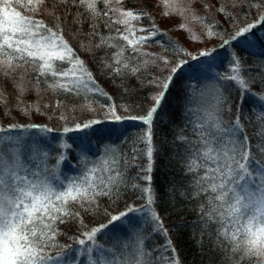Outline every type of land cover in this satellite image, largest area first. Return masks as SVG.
<instances>
[{
    "label": "snow or ice",
    "instance_id": "obj_1",
    "mask_svg": "<svg viewBox=\"0 0 264 264\" xmlns=\"http://www.w3.org/2000/svg\"><path fill=\"white\" fill-rule=\"evenodd\" d=\"M106 7L103 15L108 17L104 27L110 31L115 25V35L101 37L97 48L109 47L116 49L112 52L111 63L103 65L115 76L125 74L136 75L141 68L149 64L162 62L168 72L165 77L157 76L150 84L156 89L150 97L152 106L144 116H121L114 105L105 104L107 109L105 120L119 124L125 120L141 121L147 125V130L139 137L144 145L143 154L148 164L141 172L147 173L138 177L148 182L147 186L140 188L145 204L140 207L129 206L127 211L118 214H107L109 219L106 224L88 228L79 220L80 231L73 239V244L84 246L80 252H73L72 245L59 244L61 235L59 225L65 224L69 219L77 220L80 213L74 211L71 205H79L85 212L94 210L100 197H113L118 195L120 186L125 183V170L137 155L128 159H121L114 148H106L105 158L92 167H87L82 177L68 179L67 183L61 179L59 166L66 161L63 151L58 153L56 167L49 170L45 161L49 152L45 150V142L33 137L26 143L19 130L37 134H46L54 131L47 124H15L0 127V264H74L79 255H87L88 264H150L146 259L149 245L145 236L139 232L131 243L115 237V244L123 245L125 249H132V258L123 261L110 260L108 253L112 248L105 247L100 242V237L114 233L117 229H124L131 224L129 214L143 213L147 221L153 225V231L167 238V229H164L159 215L153 209L154 192L151 187V172L153 170L154 153L153 121L169 89L179 72L183 70L187 61L181 60L170 66L165 57L152 56L142 53V47L152 38L163 33L150 21V27H136L133 22L150 18V13L141 6L123 8L120 5L126 0H99ZM164 7L169 12L162 15H178L184 20L206 25L204 33L208 38L219 36L214 31V26L209 24L205 16L199 14L194 8L195 0H162ZM49 0H0V75L11 77L13 86L22 95L27 91L29 81H34L35 86L45 85L53 93H69L73 96L84 95L86 103L82 106L93 111L87 102L89 94L105 96L106 93L99 88L93 73L85 62L76 54L75 50L64 38L62 28L57 23L50 27L43 19H38L39 13L44 11ZM67 5L82 7L92 16H97L98 0H60ZM115 4L116 7H109ZM241 5V0H234L233 7ZM210 3H203L200 11L210 10ZM257 5L253 4V7ZM221 13L226 8L217 6ZM109 12L116 15L117 19L109 17ZM51 14V13H50ZM57 21L60 17H55ZM257 25L264 26V13L253 22L239 26L231 36L232 40L247 38ZM179 29L189 33L188 39L199 40V36L192 32L186 23L178 25ZM145 35H137V33ZM93 35L99 33L93 28ZM111 40H121L125 44L111 43ZM228 39L222 41L223 45L229 44ZM149 57L139 65L131 64L133 57H126L125 52ZM183 52V49H180ZM213 50H201L197 55H192V60L199 57H209ZM187 54V53H185ZM66 65V67H65ZM239 57H233L230 70L222 79L229 81V87L235 86L239 92V99L245 95H254L264 102V94L252 91L255 80H248L240 72ZM19 77V79H17ZM6 97L0 92V103H5ZM57 101V106L60 105ZM220 104L227 103L220 98ZM238 110L242 105H237ZM17 110L22 116L39 113V105H25L17 102ZM128 109L125 108V111ZM219 108L216 112H209L199 125V141L196 145L186 149L190 159L186 161V170L192 173L193 196L206 199V204H201V217L206 227L216 225L215 235L219 245L231 253L232 264H264V142L255 148L248 136L243 133L240 116L234 122L225 124L219 119ZM61 120L67 117L61 113ZM258 119L264 122V111ZM101 119H90L84 123H76L73 127H63L64 133L82 131L103 124ZM17 130V134L12 132ZM120 133L118 128L107 131V135ZM122 135V133H120ZM258 135L264 137V133ZM185 141L186 137H178ZM191 143V142H189ZM59 149H67L70 145L61 143ZM21 155H27L30 161H37L34 167L21 161ZM198 169H203V175L197 176ZM139 188V185H132ZM111 226V227H110ZM113 237L109 236V240ZM131 239V238H130ZM58 249L56 254H49L51 249ZM161 261L166 264H181L175 255L176 249L171 239L165 243L155 245L152 251L159 252ZM96 257L94 260L93 257ZM83 264V262H81Z\"/></svg>",
    "mask_w": 264,
    "mask_h": 264
},
{
    "label": "trees",
    "instance_id": "obj_2",
    "mask_svg": "<svg viewBox=\"0 0 264 264\" xmlns=\"http://www.w3.org/2000/svg\"><path fill=\"white\" fill-rule=\"evenodd\" d=\"M196 1L200 5L205 2L213 5L210 10H205V14L199 12L219 34L218 37L211 38L207 47L188 50L169 30L162 29L155 23L163 34L149 40L141 50L142 53H149L152 56L165 57L170 62V66L181 60L187 61L183 70L177 74L152 125L153 143L156 148L153 170L150 174L155 197L152 207L159 215L164 229H167L168 236L166 238L154 232L152 225L150 229L148 221L137 227L135 223H131L124 229H117L114 232L117 237L130 242L135 239L137 232L143 234L149 245L145 251L148 252L146 259L150 264H166V261H161L159 256H168L169 253H164L163 248H160L159 252L152 251L153 246L165 243L166 239H171L176 249L175 255L181 264H232L231 253L218 244L215 235L217 226L211 225L209 228L202 221L201 204H206L207 201L203 195H192L194 176L186 170V161L190 159L186 149L198 143L199 125L206 114L216 112L219 108V119L225 124L234 122L235 117L239 115L243 133L248 136L254 150L264 142V137L258 135L264 133V122L258 119L264 111V102L251 94L239 99L236 87H229L230 82L222 79L229 73L233 57H239L241 74L250 81H256L252 85V91L264 94V26L257 25L247 38L231 39L237 27L255 21L261 13H264V0H241V5L236 7H233L234 0ZM253 4L257 6L253 7ZM134 6H141L151 14L149 10L151 3L148 0H126V3L119 7ZM217 6L226 8L227 11L221 13L217 10ZM105 11H108V7L99 0L97 16H92L82 7H74L71 3L65 5L60 3V0H49L45 10L37 17L43 19L50 27L60 24L64 38L93 73L99 88L111 97L108 100L105 96L89 94L87 102L94 109L93 111L82 107L86 103L84 95L53 93L45 85L35 86L34 81H29L27 91L20 95L13 86L12 78L0 75V92L6 97V102L0 103V127H7L10 123H38L53 128V132L46 134H37L34 130L31 133L23 130L19 132L24 136L25 142L30 143L33 137L45 142V150L49 152L45 164L49 170L56 167L58 153L64 152L67 159L61 162L59 174L65 183L68 179L84 175L85 161L87 167H92L103 160L106 148H114L122 160L128 159L130 162L131 156L137 155V159L125 170V183L120 186L118 195L100 197L97 206L90 212H85L79 205H71L74 211L80 213V217L77 220L69 219L67 223L59 225L61 235L58 237V243L72 247L75 246L73 239L82 231L79 220L82 219L83 224L90 229L107 223L109 219L107 214H118L127 211L129 206L140 207L145 204L140 188L147 186L148 182L138 177L147 174L141 172V169L147 167L148 161L143 154L144 145L139 137L147 130V125L139 120H125L113 124L105 120L107 109L104 105H114L121 116H144L153 104L150 97L156 91L149 81L157 76L168 75L162 62L149 64L146 68H141L136 75L123 76H115L103 66L111 63L112 52L116 49L97 48L95 45L99 43L101 37L114 36L115 27H123L115 25L111 31L104 27V22L108 19L103 15ZM55 17H60V20L57 21ZM109 17L113 20L118 18L111 12ZM150 21H154L152 15L149 19L133 23L136 27H150ZM93 28L99 35H93ZM137 35H145V33L138 32ZM224 39L230 41L228 45H223ZM110 42L126 43L121 40ZM180 49H183V52ZM206 49L213 50L211 56L199 57L198 60L191 59L192 55H197L199 51ZM125 56L133 57L130 62L134 65L149 59L147 56L133 53L130 49L125 52ZM34 91L37 96H32ZM220 98L227 103L220 104ZM18 101H22L25 105H39L40 112H34L27 117L22 116L17 110ZM57 101L61 102L59 106ZM238 104L242 105L239 110ZM125 108L128 110L125 111ZM61 113L67 117V120L60 119ZM90 119H101L105 122L82 131L69 133L62 131L65 126L73 127L76 123H84ZM112 128H118L122 135L120 133L107 135V131ZM12 134L16 135L17 130ZM180 136L186 137V140L181 141L178 139ZM61 143L70 147L59 149ZM20 158L30 167H34L37 163L30 161L27 155H21ZM196 175H203V169H198ZM134 184L140 187L133 188ZM116 250L120 251L119 248ZM57 252L58 249L53 248L49 254Z\"/></svg>",
    "mask_w": 264,
    "mask_h": 264
},
{
    "label": "rangeland",
    "instance_id": "obj_3",
    "mask_svg": "<svg viewBox=\"0 0 264 264\" xmlns=\"http://www.w3.org/2000/svg\"><path fill=\"white\" fill-rule=\"evenodd\" d=\"M149 3H151V7L149 8L151 14L153 17V20L155 21V23L162 29H166L169 30L172 35L174 37H176L178 40H180L186 47L188 50L193 51L194 49L197 50L198 48H202V47H207L208 46V42L211 40L210 38H208L207 36L204 35L205 31H206V25L203 26V24L200 23H194L191 22L190 20H184L182 17L178 16V15H170V16H164L162 15V13L164 12H169L170 9L164 7V4L162 2V0H148ZM216 1H214L213 4H215ZM194 8L198 11L201 12L203 14H205V10L204 11H200V4L199 2H195V4L193 5ZM181 23H186L188 25L189 28H191L192 32H194L196 35L199 36V40H192L190 41L188 39V35L189 33L179 29L178 25ZM152 51V50H150ZM37 93L34 91L32 93V96H37ZM15 135V134H13ZM25 139V138H24ZM28 142V141H26ZM29 143V142H28ZM130 218H131V223H135V227L141 225L142 223H145L147 221L146 217H144L143 213H136L135 215L133 214H129ZM149 227L151 224L150 221H148ZM106 224V223H105ZM153 226V225H152ZM111 227V226H110ZM148 228V227H147ZM150 229H152L150 227ZM109 236L113 237L112 240H109ZM117 237V234L114 233H109L108 235H105L103 237H100V242L105 243V241H108L105 245L111 246L113 251L111 253H108L107 258L110 260H116V261H123V260H128L132 258V254L131 251L132 249H125L123 247V245H117L115 244V240L114 238ZM123 241L127 242V243H131L128 240H124ZM109 244V245H107ZM84 246H79V245H75L73 246V252H80L82 250ZM116 248H119L120 251L117 252ZM93 259L95 260L96 257L94 256ZM81 262H83V264H88V258L87 255H79L76 259V261L74 262V264H81ZM63 264V262H62Z\"/></svg>",
    "mask_w": 264,
    "mask_h": 264
}]
</instances>
